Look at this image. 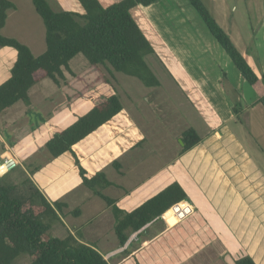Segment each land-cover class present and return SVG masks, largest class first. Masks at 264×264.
<instances>
[{
  "label": "rangeland",
  "instance_id": "374dc122",
  "mask_svg": "<svg viewBox=\"0 0 264 264\" xmlns=\"http://www.w3.org/2000/svg\"><path fill=\"white\" fill-rule=\"evenodd\" d=\"M10 1L14 3L16 9L8 13L7 22L2 29L1 34L5 37L14 38L25 44L35 57L43 54L45 51V31L41 19L36 14L30 0ZM48 1L54 8V11H81L80 6L78 3H75L74 0ZM182 2L184 3V7L186 6L190 12L193 22H196L202 30L207 32L211 40H214L199 16L189 5L188 1L182 0ZM202 2L205 7L210 10V4L208 1L203 0ZM228 2L232 9H236L233 18L236 22H238L239 19H244L246 24L248 23V20H250L251 23L258 22L259 14L264 12V0H250L252 7H248L247 9L243 7L245 2L242 0H228ZM111 4H113V0L102 1L103 7H107ZM139 8L140 6H137L136 10L138 11ZM215 44L217 50L220 52L219 59L222 58V60H218L219 64L223 67L222 69L230 73V68V70L232 69L238 75L235 67L223 53L222 49L216 42ZM4 50L11 51L15 55L13 50L0 48V52H3ZM250 50L255 59L253 62L254 69L262 75L264 73V23L261 25L260 29L255 31L253 40L250 43L248 42V51ZM158 55L157 49L156 55L154 52V55L145 58L160 83V86L156 88H147L136 78L128 77L116 72L113 73L114 80H112L102 67L99 69L90 67L81 55H78L69 63L71 73L63 72L64 80L60 81L59 86L55 85L50 80H43L36 88H34V86L32 102L36 106L19 102L11 107L7 113L3 114H10L12 117H15L17 111L16 108L23 107L30 136H34L37 132H40L42 128L44 130L48 129V132L46 133L50 134L47 135L44 143L43 139H40L34 147L32 146L31 137H22L21 131H23V129L21 127H23L25 123H15V126V124L13 125L12 123L13 120L8 121L9 118H6V120L3 118V114H1L0 163L3 164L5 160L14 158L16 161V167L6 172L0 177V179L2 178L1 180L17 183L21 182L26 176L37 188H42L37 180V174H40L42 177H49L51 180H57L59 177V182L63 180L67 181V179L74 182L71 176H65L64 179H62L63 173L68 171V165L70 167L71 161L68 158H64L58 160L57 165L56 163H53L56 159L51 158L48 154L45 148V143L52 135L63 130L76 121L80 116L85 114L92 105L97 102L96 100L104 99L108 89V87L104 86V80L102 78V75L104 74L112 82L115 88V94L120 98L123 108H125L126 113L132 119L133 125L144 134L145 141L141 142L138 146V148L140 147V151H138L140 153H137V156L134 157L133 154L132 158V153H128V155L131 156V159L124 158V156L113 158V160L105 166L106 170L100 171L112 183V186L104 190H98L110 199H119V197L123 195L126 186L132 188L144 182H147L148 184L154 183L155 186L158 185L159 180L157 181V177H154V173H156V171H162L160 177L162 176L161 178H163V181L160 180L162 183L159 184L160 186H158L155 191L148 193L144 197L138 192H135L133 196H130V198H133V206L128 210L125 208V210H122L123 213H128L160 189L170 184L173 179L169 178L167 173L168 169L166 167L169 164H173L174 160L179 156V151L181 149L179 136L181 132L186 130L188 126L192 125L198 129L200 135L204 134V132L195 125V123H200V121L194 116L195 113L191 115L192 112L189 110L191 106L187 102V98L180 92L179 88L174 83L173 66L164 62L162 64L159 63V60L157 61L156 59ZM222 85L227 86V83L222 80ZM260 87H264V83H262ZM31 90L29 91L30 98ZM82 102L84 105L81 108L74 109V107H70L72 104H81ZM214 103L215 106L221 104L220 101L216 100ZM234 103L236 105H241V108L245 107L243 101ZM37 106L41 107L42 110ZM58 109H60V111H58ZM262 110V114L259 111H252V114L250 112V118H252V125H250L252 126L251 128L248 124L245 125L243 120H241L242 118H240L241 123L243 124H232L234 123L232 122L230 123V129L235 134L236 140L240 141L242 144L241 148L251 154V161H256V163L260 162L263 164L264 168V158L262 156L260 157L251 143L253 142L259 147L262 142L264 147V109L262 108ZM42 111H48V114H45V117L47 118L45 124H43L44 122L41 119V117H43ZM57 111L61 114V116L57 118L58 121H60L63 116H66V122L62 124L63 126L61 127L51 128L48 121L52 115L54 116L57 113ZM50 114L51 117H49ZM244 115L245 119L248 118L246 121V123H248L249 113L246 112ZM47 125L49 126L47 127ZM201 127L205 128V125L201 124ZM225 141L227 142L228 138H225ZM5 145L7 147H5ZM2 146H4V150ZM31 147L33 151L30 153L29 151L31 150ZM13 150L16 152L17 158ZM6 154H9L10 156L7 157ZM12 155H14V157ZM253 155L257 157V160L253 158ZM144 160H149L154 164L145 169H139ZM114 162H118L120 168H114ZM247 169V173L253 170L252 168ZM90 175L92 174H89V176ZM249 175L251 179L257 183L254 174L250 173ZM262 179V185L264 186V173L262 174ZM80 188L83 191V193H81L82 197L80 196L79 191H71L66 197L61 198L62 201L71 208L70 210L64 209V214L60 216L61 221L64 224H54L52 232L56 237L62 238L66 235L68 229L75 237L81 239L83 243L95 247L102 254L109 253L113 251V239L114 241L116 240L114 230L112 229L114 221H112L113 208L109 207L105 201L94 195L91 191H88L82 186H80ZM61 199H58V201ZM187 201L194 203L190 197H187ZM119 204L120 203L118 202L117 206L121 208ZM180 208L191 210L190 207L185 205ZM75 209L80 211V215L77 217H74L71 214V211ZM217 210L219 209L213 205L207 206L206 208V211L211 212ZM254 211L256 212V208L249 209L242 204L235 205L234 214L226 224L229 236L228 242L226 241L223 243L218 238V233L211 232V224L206 218L200 214L198 215L195 210L191 214L192 216L187 217L183 222L180 221L179 223H176L175 228H169L167 226L168 224L162 218H159L156 223L167 229L163 240L168 241V245H173L179 252L183 253L187 246V242L184 238L189 230L201 227L208 231V234L204 235L206 239L202 235V232L191 231L188 234V237L192 238L194 241H198V250L203 246L213 244L212 247L215 251H219V247L222 246L223 255L219 256L221 257L222 264H233L236 259L241 257H250L254 259L256 264H264V208L261 215ZM171 212H168L164 216L165 220L172 219V216L175 218V214H172L171 216ZM157 242L162 244V241ZM139 243L141 244L140 241L137 242L136 240L134 244L138 245ZM153 244L154 242L151 243V245ZM150 252L146 251L145 254L148 255ZM189 253V257H191L193 251ZM121 256L114 257L113 261L121 259V264H134L136 263L134 262L136 260L138 264H144L143 262L145 258H141V252L134 255L133 258H127L125 254H122ZM152 256L154 258L155 255L152 254ZM157 257L162 259V261H160V259L153 260L154 264H163V262H168V264H179L175 254L170 252V249L167 248L161 249L159 256ZM28 263L29 259L22 256L18 258L14 264ZM110 264L112 263L110 262Z\"/></svg>",
  "mask_w": 264,
  "mask_h": 264
},
{
  "label": "crops",
  "instance_id": "0c3cea01",
  "mask_svg": "<svg viewBox=\"0 0 264 264\" xmlns=\"http://www.w3.org/2000/svg\"><path fill=\"white\" fill-rule=\"evenodd\" d=\"M74 1L75 3H78L77 0ZM102 1L103 0H99L101 4ZM119 1L121 0H113V3ZM205 1H208L210 4V10L207 9L212 17L228 34L237 50L245 56L253 71L259 78H261L262 75L254 69L253 62L255 59L252 51H248V42L250 43L253 40L255 31L260 29L261 25H263L264 12L259 14L258 22L251 23V21L248 20V23L246 24L244 19H239L238 22L233 19L236 9H232L228 0ZM242 1L245 2V4H243L245 9L252 7L250 0ZM77 13H82V10L77 11ZM131 15L153 47L155 55L158 49L159 55L156 57L157 61L159 60V63L161 64L164 62L173 66L174 83L179 88L180 92L187 98V102L191 106L189 110L192 114H190L193 115L195 113L194 116L200 121V123L196 121L197 123H195V125L204 132V134L200 135L198 129L193 127L194 125L188 126L187 128L191 127L197 131L201 141L186 153H181L180 149L179 156L174 160V163L169 164L166 167L168 169L167 173L169 178L173 179L171 180V183L175 182L179 184L186 196L190 197L194 202L190 203L186 201L185 206L190 207L191 210L176 206L174 209H171L172 212L169 211V213L171 212V216L172 214H175V218L172 216V219L165 220V217L163 216L162 219L168 224L167 226L169 228H175L176 223H179L180 221L183 222L187 217L192 216L191 214L195 210L198 215L200 214L205 217L211 224V232L218 233V238L222 243L226 241L228 242L229 236L226 224L234 214L235 205L242 204L249 209L256 208L257 214L260 215L264 208V186L262 185V174L264 173L263 164L251 161V154L241 148L242 144L240 141L236 140L235 134L230 129V123L234 122L232 124L237 123L242 125L243 123H241V120H243L245 125H252L250 112L252 114V111H259L260 113L263 111V107L258 103L259 97L264 93V87H260L262 82H259L256 86L252 87L241 78L237 70L238 75L232 69L230 70V68V73L222 69V65L218 62V60H222V58L219 59L220 52L216 48V41L211 40L207 32L202 30L196 22H193L191 14L186 6L184 7L182 0H158L156 3L148 7L140 6L138 11L136 10V7L133 8ZM15 60L16 52L15 55L11 51L4 50L3 52H0V85L8 79L10 69ZM68 73H71V70ZM222 80L227 83V86L222 85ZM41 82L35 85L34 88L38 87ZM104 86L106 85L104 84ZM106 87H108L106 93V95H108L112 90L109 86ZM34 88L31 90V98L29 96V104H33L32 93ZM101 100H96L97 102L94 103L92 107L100 103ZM215 100L220 101L221 104L215 106ZM241 101L244 102L245 107L239 115L242 119L238 120L233 111V107L236 105L234 102L239 103ZM83 105L84 103L82 102L81 104H72L70 107L78 109L83 107ZM239 106L240 109L241 105ZM39 108L41 109V107ZM16 110L15 117H12L10 114H3V118H9L8 121L13 120V125L15 123L24 122L25 125L21 127L23 129L21 134L22 137H31L32 146L35 147L37 141L40 139H43L44 143L47 135L50 134L46 133L48 132V129L44 130L42 128L40 132H37L34 136L32 135L33 137L30 136L24 115V108L17 107ZM48 111H42L43 117H41V119L44 122L43 124L47 122L45 114H48ZM58 111H60V109H58ZM58 111L54 116L52 115V117L51 114L49 115L51 118L48 123L51 125V128L61 127L63 126L62 124L66 122V116H63L61 120L58 121L57 118L61 116ZM246 112L249 113L248 123H246L248 118H244ZM201 124L205 125V128L201 127ZM49 125H47V127ZM251 127L252 126H250V128ZM225 138H228L227 142L225 141ZM85 139L73 146L72 151L79 160L81 167L85 170L88 178L102 170H106L105 166L111 162L113 158L124 156V158L131 159V156L133 158V154L134 157L137 156V153H140L138 152L140 151V147L138 148V146L141 142L145 141L144 134L139 129L135 128L132 119L126 113L125 108H123V110L108 123L101 126ZM251 143L260 157L262 156L264 158V147L262 142L259 147L253 142ZM3 147L4 146H2V148ZM5 147L7 146L5 145ZM4 149L5 148H3V150ZM32 151L31 147L29 152L31 153ZM128 153H132V155L129 156ZM12 156L14 157V155ZM64 158H68L71 163L70 167L68 165V171L63 173L62 179H64L65 176H71L74 182H71L70 179L59 182V177L57 180H51L49 177H42L40 174L36 175L38 182L42 186V188L40 187L38 189L49 203L57 202L58 199L66 197L71 191H79L80 196L81 193H83L80 186H84L81 183L78 169L74 164L72 156L70 154L62 155L54 160L53 163H56L57 165L58 160ZM253 158L257 160V157L254 155ZM153 164L154 163L149 160H144L141 163L142 166L140 165V167H138L139 169H145ZM247 168H252L253 170L247 173ZM161 173L162 171H156V173H154V177H157L156 179L157 181L159 180V184L163 181V178H161L162 176L160 177ZM250 173L254 174L257 183L251 179L249 175ZM89 174L92 175L89 176ZM159 184L155 186L154 183L148 184L147 182H144L132 188L126 186L123 195L119 197V199L111 200H113L114 206L117 209L121 211L125 209L128 210L133 206V198H130L131 195L133 196L135 192H138L144 197L148 193L155 191L158 186H160ZM164 188L160 189L154 195L162 191ZM60 201H62V199ZM118 202L120 203L119 205L121 208L117 206ZM63 203L66 204L65 202ZM210 205L216 206L219 210L213 212L206 211L207 206ZM66 206L67 208L65 209L70 210L71 207L67 204ZM112 221V229L114 230V215ZM156 221L147 225L143 231L132 234L123 247H119L118 243H116L117 239L115 241L113 239V251L109 253L102 254L95 247L94 248L109 264L110 262L112 264H121L122 254H125L127 258H133L134 255L140 252L141 258H145L143 262L144 264H154L153 260L160 259L157 256H159L161 249L166 248L170 249V252L175 254L179 264H222L221 257H219L220 255H223L222 246L219 247V251H215L212 247L213 244L211 243L212 245L203 246L204 248L202 247L198 250V241H194L192 238L188 237V234L191 231L202 232V235L204 236L205 234H208L207 230L202 229L201 227L190 229L184 238L187 242V246L182 253L174 248L173 245H168V241L163 240L167 229L163 228L162 225L157 224ZM67 231L73 235L68 229ZM68 232H66V234ZM79 240L81 241V239ZM136 240L137 242L140 241L141 244H134ZM157 241H162V244ZM153 242L154 244L151 245ZM146 251L152 252L147 255L145 254ZM192 251L193 254L189 257V252ZM152 254L155 255L154 258ZM119 255L121 256V259L113 261V258L118 257ZM160 261H162V259H160ZM134 262H136L134 264H138L136 260ZM163 264H168V262H163Z\"/></svg>",
  "mask_w": 264,
  "mask_h": 264
},
{
  "label": "trees",
  "instance_id": "16d2710c",
  "mask_svg": "<svg viewBox=\"0 0 264 264\" xmlns=\"http://www.w3.org/2000/svg\"><path fill=\"white\" fill-rule=\"evenodd\" d=\"M157 1L121 0L103 7L99 0H77L82 10L77 13L54 11L48 0H30L45 31V51L35 57L25 44L1 34L8 13L16 7L10 0H0V48L16 52L9 77L0 85V115L19 102L29 104V91L43 80L59 86L64 80L63 72H70L69 63L78 55L90 67H102L112 80L116 72L136 78L147 88L159 87L157 77L145 60L154 55L153 47L131 15L133 8L148 7ZM187 1L241 78L252 87L264 83V73L258 77L203 2ZM102 78L112 92L74 123L52 135L45 148L53 159L70 154L82 185L113 208L114 234L119 247H123L132 234L143 231L179 202L187 201V196L174 182L132 211L123 213L114 206L113 200L98 190L112 185L106 176L102 172L90 178L86 176L72 147L123 110L112 82L104 74ZM258 103L264 109V93ZM239 107L238 104L233 107L238 120L243 110ZM179 140L181 153H186L198 145L201 138L194 128L189 127L180 134ZM113 167L118 169L120 165L114 162ZM1 179L0 264H14L22 256L29 259L28 264H109L93 246L81 242L70 232L62 238L53 234L54 224H62L60 216L67 208L66 204L61 201L49 203L26 176L17 183ZM71 214L77 217L80 211L75 209ZM234 264L256 263L250 257H243Z\"/></svg>",
  "mask_w": 264,
  "mask_h": 264
},
{
  "label": "water",
  "instance_id": "95a60500",
  "mask_svg": "<svg viewBox=\"0 0 264 264\" xmlns=\"http://www.w3.org/2000/svg\"><path fill=\"white\" fill-rule=\"evenodd\" d=\"M16 163L13 158L5 161L3 164L0 163V177H2L6 172L10 171L15 167ZM186 205V201L179 202L176 206H184ZM174 206L172 209H174Z\"/></svg>",
  "mask_w": 264,
  "mask_h": 264
}]
</instances>
